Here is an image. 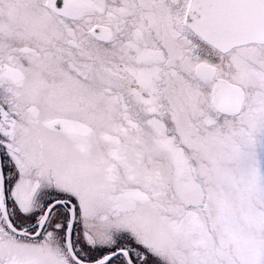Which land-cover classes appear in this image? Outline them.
I'll use <instances>...</instances> for the list:
<instances>
[{
	"label": "snow or ice",
	"instance_id": "6c2138e0",
	"mask_svg": "<svg viewBox=\"0 0 264 264\" xmlns=\"http://www.w3.org/2000/svg\"><path fill=\"white\" fill-rule=\"evenodd\" d=\"M0 264H264V0H0Z\"/></svg>",
	"mask_w": 264,
	"mask_h": 264
}]
</instances>
